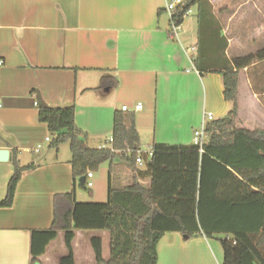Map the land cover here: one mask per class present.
I'll return each mask as SVG.
<instances>
[{
    "label": "crops",
    "instance_id": "obj_1",
    "mask_svg": "<svg viewBox=\"0 0 264 264\" xmlns=\"http://www.w3.org/2000/svg\"><path fill=\"white\" fill-rule=\"evenodd\" d=\"M206 1L221 29L219 43L226 48L204 57L199 69L197 45L186 47L180 37L172 36L165 0H0V150L10 153L0 162V201L13 162L34 166L19 181L12 206L0 209V264H31V232L48 229L53 197L73 190L71 154H66V144L49 146L52 136L38 120V105L74 107L75 126L92 149L105 148L102 141L112 137L115 112L133 114L143 153L154 145H192L204 113L214 120L226 116L231 105L223 98L222 77L214 71L229 65V50L237 49L242 34L235 11L222 29L212 3ZM196 12L192 8L190 14ZM217 55L223 57L213 64ZM258 66L264 61L244 70L251 105L239 122L247 127L264 122V67L256 72ZM105 76L115 77L117 87H99ZM138 103L141 109L135 111ZM123 106L129 112H123ZM90 193L93 197L96 190ZM63 238L59 232L39 264H58L67 255ZM92 238L101 240L102 258L109 259L110 252L108 259L103 255L107 232L76 231L75 264H95ZM222 261L220 243L214 239L183 240L180 234L168 233L157 244V264Z\"/></svg>",
    "mask_w": 264,
    "mask_h": 264
},
{
    "label": "trees",
    "instance_id": "obj_2",
    "mask_svg": "<svg viewBox=\"0 0 264 264\" xmlns=\"http://www.w3.org/2000/svg\"><path fill=\"white\" fill-rule=\"evenodd\" d=\"M192 8L197 11L198 38L204 35L197 43L195 66L200 69L204 57L212 58L226 45L219 43L221 29L206 0H185L170 25L180 27ZM250 28L256 30L251 22L247 31ZM240 31L242 34L243 29ZM228 60V66L214 72L222 77L223 98L231 108L225 117L205 125L202 151L193 144L154 145L143 170L135 166L140 144L133 114L115 112L111 148L92 149L75 126L74 107L38 105V120L52 136L49 146H69L73 190L53 197L51 226L31 232V264H39L38 258L59 232L64 235L67 255L58 264H75L72 242L76 231L109 234L110 257L106 261L101 240L90 241L95 264H157V244L168 233L188 240L217 239L222 264H264V122L255 127L239 122L251 105L244 70L264 61V48ZM211 61L217 64L218 60ZM99 87L116 88L117 80L102 77ZM115 159L124 165L122 179L129 180L122 181L120 188H112L109 181L106 203H78L76 187L86 188L79 179ZM13 165L0 209L12 206L23 174L34 169L33 165L20 167L15 161Z\"/></svg>",
    "mask_w": 264,
    "mask_h": 264
},
{
    "label": "rangeland",
    "instance_id": "obj_3",
    "mask_svg": "<svg viewBox=\"0 0 264 264\" xmlns=\"http://www.w3.org/2000/svg\"><path fill=\"white\" fill-rule=\"evenodd\" d=\"M209 1L210 3H212L211 5L213 6V12L215 17L219 22L222 23V25L224 24L226 26V20L228 21L227 19L228 16H230L232 12L235 11L234 13L236 14V18H238V26L243 29L242 37L239 36V41L241 44L238 45L236 50L234 49L229 50V58H231L232 56L238 57L251 53L254 54L260 49L264 48V0H258V1L254 0V4L252 2L249 3L247 0H209ZM254 6H257L258 8ZM254 8L259 9V12H257ZM249 21L251 22L252 26L256 27L255 28L256 30H259L258 33L260 34H257L256 30L252 31L251 30L252 27L249 29V31H247L246 28L250 24ZM224 25L222 26V29L225 28ZM179 30L180 31L178 32V37H180L179 38L180 41H182L186 47H189L194 44L197 45L200 39H204L203 38L204 35L202 36V38L200 37L198 38V23L195 14L188 15L184 19V22L180 26ZM244 31H247L246 33H248L246 34V36ZM208 52L209 55H213L212 50L209 49ZM219 56L217 55L216 59H219ZM263 67L262 66L256 67V72L261 71ZM108 141L109 139H107L105 142L102 141V144L105 146V148L110 147V143ZM88 146L90 147L89 144ZM64 147L66 149L65 150L66 154L70 155L68 145L66 144V146ZM144 150L145 152L149 151L148 148H145ZM123 167H124L123 164L115 165L113 164V162L112 164H110L109 162L104 163L97 172L91 173L92 176H94V179L90 180V182L92 183V187L90 188L86 187L84 189L77 186L76 201L78 203H106L108 183L110 181L112 188H120V185L122 184L123 181L122 179ZM139 168L143 170L144 166H139ZM96 181L101 182L99 188L102 196H99V188L96 189ZM94 190H96V194L92 197L90 191H94ZM77 245L81 249L80 259L81 261H85L86 258L83 253V247L81 244L79 245L78 242ZM72 247H73V242H72ZM103 255L104 258L106 257L108 259L109 244L103 246Z\"/></svg>",
    "mask_w": 264,
    "mask_h": 264
},
{
    "label": "built area",
    "instance_id": "obj_4",
    "mask_svg": "<svg viewBox=\"0 0 264 264\" xmlns=\"http://www.w3.org/2000/svg\"><path fill=\"white\" fill-rule=\"evenodd\" d=\"M185 0H165V5H164V11L165 13L168 15L169 19L172 18V16L174 15L175 11L183 4ZM191 13V10L187 11V13L184 15V17H187L189 14ZM180 27H176L174 25L170 26V31L172 33V36L174 38L178 37V32H179ZM3 65V61L0 60V66ZM135 111H139L141 109V104L138 103L135 105L134 107ZM121 110L123 112H129L128 108L126 106H123L121 108ZM213 115L211 113H204L200 126L199 128L194 131L193 133V145L198 146L199 147V151H202V145H203V141H204V129H205V125L211 121H213ZM45 141H49V139H45ZM110 143V145L112 144V137L109 139L108 141ZM40 147H37L35 152L39 151ZM111 148V147H110ZM149 151L147 152H141L139 151L135 160V164L138 166H144L146 164V162L150 161L152 158V151L151 148L148 149ZM92 177V174L90 172L87 173L86 175V180L84 182V185L87 188L92 187V183L90 181H88L90 178Z\"/></svg>",
    "mask_w": 264,
    "mask_h": 264
},
{
    "label": "water",
    "instance_id": "obj_5",
    "mask_svg": "<svg viewBox=\"0 0 264 264\" xmlns=\"http://www.w3.org/2000/svg\"><path fill=\"white\" fill-rule=\"evenodd\" d=\"M9 158H10V153H9V151H8V150H5V149H1V150H0V162H5V161H7ZM85 180H86V177H81V178L79 179V184H80V185H84ZM182 238H183V240H187V237H185V236H183Z\"/></svg>",
    "mask_w": 264,
    "mask_h": 264
}]
</instances>
